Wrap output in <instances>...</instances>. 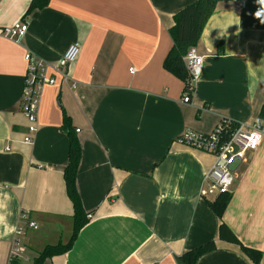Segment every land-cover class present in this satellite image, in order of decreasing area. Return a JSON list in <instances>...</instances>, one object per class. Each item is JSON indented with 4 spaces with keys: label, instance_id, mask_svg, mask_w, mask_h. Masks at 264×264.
<instances>
[{
    "label": "crops",
    "instance_id": "obj_1",
    "mask_svg": "<svg viewBox=\"0 0 264 264\" xmlns=\"http://www.w3.org/2000/svg\"><path fill=\"white\" fill-rule=\"evenodd\" d=\"M31 1L0 0V29L29 24L18 39L0 34V264L9 263L19 225L26 228L17 254L26 264L72 232L64 112L81 143L77 186L92 214L73 247L44 264H183L184 253L212 240L217 247L196 264H255L219 238L221 219L209 204L217 193L204 183L215 156L178 137L211 132L222 117L261 118L264 0L219 1L196 45L204 65L189 103L187 82L164 61L174 15L195 0H50L25 17ZM74 42L81 53L71 78L44 88L26 143V52L55 63ZM233 167L223 220L263 252L264 264V139ZM23 211L37 229L20 219Z\"/></svg>",
    "mask_w": 264,
    "mask_h": 264
},
{
    "label": "built area",
    "instance_id": "obj_2",
    "mask_svg": "<svg viewBox=\"0 0 264 264\" xmlns=\"http://www.w3.org/2000/svg\"><path fill=\"white\" fill-rule=\"evenodd\" d=\"M28 26L27 21H19L12 26L0 29V34L10 39H18L26 33ZM80 53L81 44L79 42L72 43L55 63L49 62L31 51L26 52L27 73L21 99V109L29 122L28 131L24 137L26 143L34 141L38 129L39 108L44 88L47 85L57 84V76L63 80L70 79L69 66L79 57ZM185 64L190 76L188 83L190 90L183 100L189 103L191 101L190 91L193 90L192 83L199 79L204 65V57L198 52L196 46L188 51L185 56ZM135 70V67L130 68L131 73H134ZM233 121V119L222 117L211 132L187 129L178 137L180 142L215 156V162L205 176L204 183L209 184L217 194L230 191L236 175L233 166L235 163L242 162L247 152L257 150L264 139V119L252 123ZM20 219L25 221L30 228H38V224L29 218L27 211L22 212ZM25 228L19 225L15 232L9 261L12 256L18 255L20 236L24 233Z\"/></svg>",
    "mask_w": 264,
    "mask_h": 264
},
{
    "label": "trees",
    "instance_id": "obj_3",
    "mask_svg": "<svg viewBox=\"0 0 264 264\" xmlns=\"http://www.w3.org/2000/svg\"><path fill=\"white\" fill-rule=\"evenodd\" d=\"M221 0H195L174 15V25L170 28L173 40L172 48L164 61V67L180 79L190 82V76L185 64V56L190 48L197 45L203 30L213 15L217 4ZM240 1V0H236ZM50 0H32L27 8L25 17L36 9H42L49 4ZM264 119V107L261 111V118ZM237 122V121H233ZM61 129L68 135V163L64 169V180L67 195L73 204V227L70 238L66 241H59L55 244H47L31 264H44L48 258L68 252L74 245L79 232L89 222L91 212L86 211L77 186L78 169L81 162L82 147L73 126L71 117L64 112ZM232 199V193H219L214 199H209V204L217 216L221 219L219 226V238L231 243L240 245L241 250L255 263L259 264L263 252L259 249L247 246L241 242L231 227L223 220V215ZM217 244L214 240L209 241L197 248L187 251L182 256L183 264H196L201 256L214 250ZM9 264H26L19 255L12 256Z\"/></svg>",
    "mask_w": 264,
    "mask_h": 264
},
{
    "label": "rangeland",
    "instance_id": "obj_4",
    "mask_svg": "<svg viewBox=\"0 0 264 264\" xmlns=\"http://www.w3.org/2000/svg\"><path fill=\"white\" fill-rule=\"evenodd\" d=\"M71 232L70 233H66L63 236V242H66L69 238H70ZM38 252V251H37ZM23 260L25 261V258L23 257ZM26 262V261H25Z\"/></svg>",
    "mask_w": 264,
    "mask_h": 264
}]
</instances>
